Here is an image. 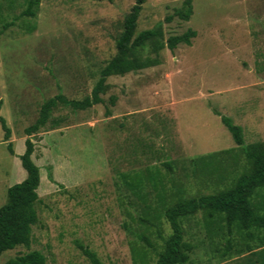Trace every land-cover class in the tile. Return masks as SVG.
Instances as JSON below:
<instances>
[{
  "label": "rangeland",
  "instance_id": "rangeland-1",
  "mask_svg": "<svg viewBox=\"0 0 264 264\" xmlns=\"http://www.w3.org/2000/svg\"><path fill=\"white\" fill-rule=\"evenodd\" d=\"M27 2L0 0V30L10 24L0 36V116L11 130L6 141L0 124V208L8 189L27 177L20 158L25 129L51 98L92 95L135 4L39 0L36 17H21ZM184 2L143 5L137 34L161 25L166 46L155 53L148 43L139 56L156 65L109 77L101 104L86 110L59 104L30 137L41 173L38 222L30 247L4 252L0 264L30 251L43 253L47 264H91L78 244L103 264H157L162 237L171 234L164 206L174 196L216 194L243 172L245 156L221 116L243 128L246 145L264 142V0H192L189 21L177 14ZM188 29L197 33L191 45L169 49L168 39ZM200 158L217 170L202 167ZM149 173L163 178L164 190ZM263 198L261 189L254 202ZM183 228L193 246L188 264H257L237 233L211 237L202 212ZM251 243L260 250L259 241Z\"/></svg>",
  "mask_w": 264,
  "mask_h": 264
},
{
  "label": "trees",
  "instance_id": "trees-1",
  "mask_svg": "<svg viewBox=\"0 0 264 264\" xmlns=\"http://www.w3.org/2000/svg\"><path fill=\"white\" fill-rule=\"evenodd\" d=\"M146 2L147 0H135V4L125 17L123 31L117 40V53L101 70L100 78L93 88L92 95L82 101L69 100L62 94L51 98L42 105L37 121L25 129V134L28 136L25 141L26 150L20 158L27 177L21 183L8 189L7 203L0 208V257L4 252L18 246L30 247L32 227L38 222L36 205L41 201L38 194L41 173L39 166L32 160L35 144L30 137L46 126L52 111L59 104L70 105L76 110H86L101 104L103 103L101 96L108 89L107 80L109 77L124 76L158 63L156 60L142 59L139 56V51L148 43H151L155 53L166 46L160 41V38L163 37L161 25L158 28L137 34L138 20ZM38 7L39 0H28L27 8L21 13V17H36ZM177 14L183 20L189 21L193 15L192 0H185L183 7L177 10ZM9 26L10 24L3 26L0 36ZM196 36L197 33L194 30L188 29L183 35L170 37L167 46L173 50L181 43L191 45L192 39ZM110 101L112 105H115L116 98L111 97ZM2 103L0 97V110ZM108 113H110L109 110ZM221 120L232 134L236 145L243 151L246 163L244 170L233 179L227 188L216 194L190 198L174 196L171 203L164 206L163 215L170 224L171 234L168 238L160 235L164 240V245L158 254L157 264H188L190 262L193 246L190 242L185 241L183 221L194 217L199 212H202L204 216V223L211 237L212 235L223 236L226 233L231 238L237 233L243 239L251 256L257 257L256 263L264 264V236L256 234L259 231H264V204H262L264 198L259 205L254 202L256 193L264 189V142L246 145L243 128L228 117L221 116ZM0 124L5 132V140L8 141L11 130L2 116H0ZM8 148L10 153L14 154L11 142ZM216 156L217 154L213 155L212 159H216ZM195 161L200 162L202 167L211 170L212 173L218 168L214 161L208 162L206 158ZM148 175L149 179L154 182V187L161 184V191L164 190L163 178L159 174L149 173ZM224 178L225 176L221 177V181H224ZM51 179L53 180L52 176ZM142 181L140 178L136 180L140 187ZM160 219L161 215H156L155 220L160 221ZM140 238L153 248L152 243L146 237L141 236ZM253 240L259 241L260 250L255 251L250 245ZM78 246L91 264H103L96 252L82 244H78ZM231 248L232 244L228 241L227 249ZM224 253L229 254L227 250ZM6 264H47V261L45 255L40 251H30L8 260Z\"/></svg>",
  "mask_w": 264,
  "mask_h": 264
}]
</instances>
